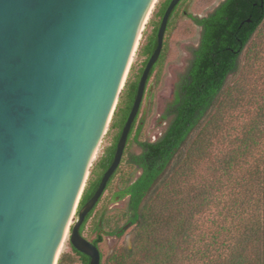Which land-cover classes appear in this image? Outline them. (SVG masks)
I'll list each match as a JSON object with an SVG mask.
<instances>
[{
  "label": "water",
  "instance_id": "obj_1",
  "mask_svg": "<svg viewBox=\"0 0 264 264\" xmlns=\"http://www.w3.org/2000/svg\"><path fill=\"white\" fill-rule=\"evenodd\" d=\"M181 1L162 20L114 161L78 212L158 0H0V264H58L70 234L102 263L81 228L122 163Z\"/></svg>",
  "mask_w": 264,
  "mask_h": 264
},
{
  "label": "trees",
  "instance_id": "obj_2",
  "mask_svg": "<svg viewBox=\"0 0 264 264\" xmlns=\"http://www.w3.org/2000/svg\"><path fill=\"white\" fill-rule=\"evenodd\" d=\"M187 0L173 11L174 18L185 13ZM172 0L162 3L153 22V32L142 49L146 58L135 80L127 82L115 111L112 128L114 141L94 167L81 199L78 212L97 192L111 167L124 127L137 98L144 70L158 46V33ZM201 28L199 46L193 51L189 67L176 84L163 119L168 122L156 140H140L142 127H132L122 164L112 176L119 188L114 200H126L123 217L134 226L133 244L108 257L106 264H264V115L261 114L239 138L224 162V178L213 186L200 180L199 192L187 190L191 180L206 162L214 141L222 133L226 120L225 95L229 78L240 67L241 57L264 25V0H224L205 17L187 14ZM163 53L149 81L163 62ZM148 81V82H149ZM134 145L140 152L132 153ZM259 152V151H258ZM258 155V154H255ZM123 163L127 170L123 171ZM219 186V187H218ZM106 190V191H107ZM102 199V198H101ZM81 228L84 234L99 203ZM213 208L208 219L211 230L196 236V212ZM107 208L95 223L91 243L100 247L104 235H123V228L106 232ZM72 246V244H71ZM81 264L91 258L72 246ZM104 256L102 254L103 264ZM58 264H64L61 258Z\"/></svg>",
  "mask_w": 264,
  "mask_h": 264
},
{
  "label": "rangeland",
  "instance_id": "obj_3",
  "mask_svg": "<svg viewBox=\"0 0 264 264\" xmlns=\"http://www.w3.org/2000/svg\"><path fill=\"white\" fill-rule=\"evenodd\" d=\"M165 1L166 0H158L157 2L126 84L127 82L135 80L136 75L139 74L144 65L146 58L142 55V49L147 44L148 38L153 32V22L157 21L156 14ZM223 1L224 0H187L185 3V5H187L186 12H180V14L174 18L170 30L166 32L165 35L162 51L164 55L163 62L147 84L144 99L139 111L136 130L139 126L142 127L140 140L156 141L167 128L168 122L163 119L165 108L173 97L179 77L185 73L190 65L193 51L199 46L201 28L195 25L187 14L205 17ZM126 84L121 96L124 93ZM225 91V95L223 96V101L226 104L224 128L219 137L214 141V146L208 162L200 167L198 178L191 180V185L188 184L187 190H192L193 187L198 189L200 180L204 178L208 184L213 186L212 192L220 196V190L216 189L214 191V186L218 179L222 180L224 178V162L229 156V152L237 145V140L243 137V134L247 131L250 124L256 119L258 120L261 114L264 115V25L254 36L242 55L239 70L229 78ZM112 122L113 119L104 137L95 166L100 162L103 156H105L107 149L113 144L115 130L111 127ZM131 152L139 153L140 150L137 145H134ZM263 153L264 147L259 150L257 149L253 155L261 157ZM122 168L123 171L127 170L124 163ZM119 185V182L114 180L112 186L105 191L96 212L89 220L84 231L83 236L87 240L90 241L95 238V223L98 220L99 214L104 211L105 208H107L106 215L109 220L105 227L106 232H111L116 228H125L127 226L126 219L123 217L124 211L126 210V200H114L113 198ZM199 190L200 189L195 190V195ZM196 213V226L198 230L196 236H198L199 232H206L207 235H209L208 233L212 227L211 223H208V219L212 218L214 215V209L205 208V210L201 211V214L200 212ZM77 220L78 215L74 224H76ZM70 238L71 234L62 256L64 264H81L79 257H77L72 250ZM133 239L134 226L124 230L120 238L104 235V241L99 247L104 256L103 264H106L108 257L113 253L119 251L121 248L131 246L133 244Z\"/></svg>",
  "mask_w": 264,
  "mask_h": 264
},
{
  "label": "flooded vegetation",
  "instance_id": "obj_4",
  "mask_svg": "<svg viewBox=\"0 0 264 264\" xmlns=\"http://www.w3.org/2000/svg\"><path fill=\"white\" fill-rule=\"evenodd\" d=\"M107 190V189H106Z\"/></svg>",
  "mask_w": 264,
  "mask_h": 264
}]
</instances>
